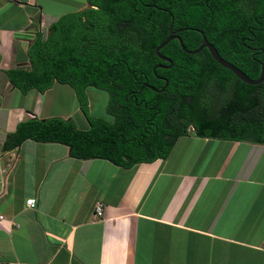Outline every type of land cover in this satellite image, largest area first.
Segmentation results:
<instances>
[{
  "label": "crops",
  "instance_id": "crops-1",
  "mask_svg": "<svg viewBox=\"0 0 264 264\" xmlns=\"http://www.w3.org/2000/svg\"><path fill=\"white\" fill-rule=\"evenodd\" d=\"M86 6L0 0V264H264V143L181 134L128 166L56 141L3 148L18 120L69 116L48 98L63 83L23 92L5 71L28 66L35 31Z\"/></svg>",
  "mask_w": 264,
  "mask_h": 264
},
{
  "label": "trees",
  "instance_id": "trees-1",
  "mask_svg": "<svg viewBox=\"0 0 264 264\" xmlns=\"http://www.w3.org/2000/svg\"><path fill=\"white\" fill-rule=\"evenodd\" d=\"M87 2L81 10L60 14L45 31H35L26 49L28 66L5 71L9 82L23 92L30 88L43 91L54 80L70 85L87 127H78L70 116L24 118L5 133L4 149H15L23 139L31 138L63 143L71 156H100L124 166L165 157L184 131L163 126L164 92H153L143 82H152L154 62L167 63L155 54L154 47L170 33L171 20V29L186 48L199 44V29L221 57L251 78L259 73L264 51V0ZM158 51L171 61L170 66L155 70L167 80L165 92L173 93L170 104L174 110L176 88L182 79L199 83L196 72L201 75L202 71L204 80L220 85L226 75H233L205 47L188 53L172 38ZM238 84L247 87V119L242 124L233 121L211 136L264 143V78L257 84L241 80ZM88 86L106 92L105 115L88 112Z\"/></svg>",
  "mask_w": 264,
  "mask_h": 264
},
{
  "label": "flooded vegetation",
  "instance_id": "flooded-vegetation-1",
  "mask_svg": "<svg viewBox=\"0 0 264 264\" xmlns=\"http://www.w3.org/2000/svg\"><path fill=\"white\" fill-rule=\"evenodd\" d=\"M169 63L171 64V61H167V63L154 62L151 66L152 82H143V85L153 90V92H164V106L166 109L164 110L162 123L165 128L183 130L184 135H189L190 132V136H211L214 131L225 130L227 125L233 121L242 124L247 119V87L239 86L238 81L240 79L233 73V75H226L220 85L215 84L213 80H204L202 71L201 75H199V71L196 72L199 76V83L192 84L191 80L182 79L176 88L177 103L174 110V107L170 104L174 95L165 92L167 80L164 75L157 73L155 70L159 66L158 64L167 65ZM159 80L164 82L161 86H156L155 84ZM140 90L141 88L133 93L134 97H136V94H140ZM140 102L146 105L144 101ZM153 105H149L148 110L152 109ZM198 131L201 133H198ZM242 131L243 128H241ZM230 132H233V130H230Z\"/></svg>",
  "mask_w": 264,
  "mask_h": 264
},
{
  "label": "rangeland",
  "instance_id": "rangeland-1",
  "mask_svg": "<svg viewBox=\"0 0 264 264\" xmlns=\"http://www.w3.org/2000/svg\"><path fill=\"white\" fill-rule=\"evenodd\" d=\"M86 96L88 112L93 115H105L106 92L103 89L88 86L86 87ZM48 98L52 100V108L56 110V113H68L78 127H87L86 125L88 123L78 107L77 100L70 85L63 83L61 88L56 87L51 91V95ZM188 134L189 136L191 135L190 132Z\"/></svg>",
  "mask_w": 264,
  "mask_h": 264
},
{
  "label": "water",
  "instance_id": "water-1",
  "mask_svg": "<svg viewBox=\"0 0 264 264\" xmlns=\"http://www.w3.org/2000/svg\"><path fill=\"white\" fill-rule=\"evenodd\" d=\"M171 22L172 20L170 21L169 25H168V30L170 31V33L165 36V38L159 42L158 44H156V46L154 47V52L155 54L159 57V58H162V59H165L167 61H170V59L161 54L158 50L159 48L164 45L167 41H169L170 39L172 38H176L181 49L184 50L185 52H188V53H194L196 51H198L199 49H201L202 47H205L208 51V53L211 55V57L217 61L220 65L226 67L227 69H229L238 79H240L241 81L245 82V83H249V84H257L259 82H261L264 78V51H263V55H262V58L259 62V73L258 75L255 77V78H251L249 76H247L239 67H237L236 65H234L233 63L227 61L226 59H224L223 57H221L217 51V49L215 48V46L209 42L206 37L204 36V33L203 31L197 29L200 33V42L199 44L194 47V48H191V49H188L186 48L183 43H182V40L180 38V36L178 34H176L174 32V30L171 29ZM159 66H169V64L167 65H163V64H158ZM155 66V65H154ZM68 151H69V147H68Z\"/></svg>",
  "mask_w": 264,
  "mask_h": 264
},
{
  "label": "built area",
  "instance_id": "built-area-1",
  "mask_svg": "<svg viewBox=\"0 0 264 264\" xmlns=\"http://www.w3.org/2000/svg\"><path fill=\"white\" fill-rule=\"evenodd\" d=\"M25 204L28 207H33L35 204V198L30 196L25 199ZM94 212L96 215H101L102 214V203L100 201H96L94 203ZM1 217V216H0Z\"/></svg>",
  "mask_w": 264,
  "mask_h": 264
}]
</instances>
